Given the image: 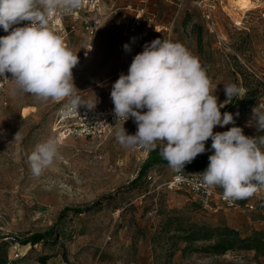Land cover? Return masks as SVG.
Segmentation results:
<instances>
[{
    "label": "rangeland",
    "instance_id": "obj_1",
    "mask_svg": "<svg viewBox=\"0 0 264 264\" xmlns=\"http://www.w3.org/2000/svg\"><path fill=\"white\" fill-rule=\"evenodd\" d=\"M252 1L261 7L238 17L233 0H99L96 10L68 17L66 31L59 34L79 58L73 68L77 94L85 103L94 104L96 97L95 107H107L112 85L127 74L145 43L157 38L180 42L206 69L218 103L226 104L221 113H232L245 135H264L249 126L252 110L264 111V0ZM141 8L145 14L139 16ZM88 18L99 22L94 35L85 28ZM125 44L131 51L124 50ZM233 83L242 95L226 101L224 86ZM14 87L12 82L6 90L8 104L0 101V238L18 237L24 256L16 264H264L259 197L235 200L232 207L215 197L214 205L204 208L193 192L169 187L177 172L167 161L151 164L139 179L149 156L162 157L159 147L121 146L115 138L120 126L102 137H59L53 122L66 101L12 94ZM123 127L128 134L137 131L131 118ZM17 133L20 139L14 140ZM49 139L56 141L57 154L35 176L28 157ZM211 143L183 173L207 168ZM216 191L223 194L222 187ZM195 226L229 228L241 239L259 236L263 245L216 255L206 249L211 242L186 240Z\"/></svg>",
    "mask_w": 264,
    "mask_h": 264
},
{
    "label": "clouds",
    "instance_id": "obj_2",
    "mask_svg": "<svg viewBox=\"0 0 264 264\" xmlns=\"http://www.w3.org/2000/svg\"><path fill=\"white\" fill-rule=\"evenodd\" d=\"M82 4L83 0H0V27L8 32L0 37V78L11 74L12 94L21 92L44 102L66 101L65 115L77 113L80 106L95 107L96 97L94 104L85 103L77 94L81 91L73 77L77 53L49 24L57 11L71 14ZM23 21L29 23L12 27ZM123 47L131 51L129 44ZM224 92L226 101L242 95L234 83L225 85ZM110 96L116 124L123 121L115 132L121 146L159 147L162 158L179 173L205 153L211 139L214 151L198 187H222L223 198L229 202L249 198L264 187V135H245L235 126L232 113H221L226 104L218 103L206 69L180 42L157 38L145 43L127 74L121 73L112 85ZM130 118L137 126L135 134L123 127ZM251 120L254 123L249 126L264 132V111L255 107ZM230 123L233 126L227 131H213ZM19 139L17 133L14 140ZM57 150L53 139L36 146L28 157L35 176L53 163Z\"/></svg>",
    "mask_w": 264,
    "mask_h": 264
},
{
    "label": "built area",
    "instance_id": "obj_3",
    "mask_svg": "<svg viewBox=\"0 0 264 264\" xmlns=\"http://www.w3.org/2000/svg\"><path fill=\"white\" fill-rule=\"evenodd\" d=\"M144 4H147L149 0H142ZM99 6V0H83L82 6L75 10L71 14H62L60 11H57L54 16L50 19L49 24L52 30L57 34H60L66 31V19L68 17H74L75 19L80 18L82 11L87 8L91 11L96 10ZM139 16L145 14V8L139 10ZM142 18V17H141ZM142 19L138 21L140 25ZM29 23L28 21L20 22L19 24L13 25L12 27H22ZM152 23V18L147 19V25L150 27ZM99 22L95 19H86L85 28L90 32L91 35H94L98 29ZM74 28V26H72ZM11 30V29H10ZM8 35V32H2L0 37ZM7 78H0V101L7 105L8 101L5 99V93L8 86L12 83L10 81L12 76L10 73H6ZM65 103L58 106L55 112V118L53 122V132L62 138H93V137H102L113 129L121 126L123 121H120L116 124V118L114 115V104L112 102L111 96L108 99V105L105 108L94 107L89 109L87 106H80L77 109V113L73 112L71 115H65L62 112V108ZM127 122V121H126ZM202 171H197L193 173H183L177 172L171 182L169 187L176 189H188L197 196H199L201 204L204 208H211L214 203L213 200L215 197H218L221 203L225 204L228 207L234 205V201H226L223 198V194H218L216 187H204L199 186L202 182ZM152 177H150L151 179ZM259 197L261 201L264 202V187H259L258 191L254 194ZM3 243L8 245L7 257L4 256ZM21 252V245L18 240V237L14 235H7L0 238V264H16L18 260L23 258Z\"/></svg>",
    "mask_w": 264,
    "mask_h": 264
},
{
    "label": "trees",
    "instance_id": "obj_4",
    "mask_svg": "<svg viewBox=\"0 0 264 264\" xmlns=\"http://www.w3.org/2000/svg\"><path fill=\"white\" fill-rule=\"evenodd\" d=\"M165 161L166 160H164L162 157H159L158 154H152L149 156L147 162L143 165L138 178L140 179L144 176V173L149 169L151 164L166 163ZM194 161L197 160L194 159L191 163H189V165L193 164ZM196 167L200 166L197 164ZM62 216L63 212L59 219H61ZM37 237H42V235H38ZM185 237L188 242L199 240L211 242V244L207 246L206 249L216 255H223L230 250H235L236 248L240 247L257 249L258 245H263L262 237L255 236L253 238L241 239L237 232L229 228L211 229L205 226H195Z\"/></svg>",
    "mask_w": 264,
    "mask_h": 264
},
{
    "label": "bare ground",
    "instance_id": "obj_5",
    "mask_svg": "<svg viewBox=\"0 0 264 264\" xmlns=\"http://www.w3.org/2000/svg\"><path fill=\"white\" fill-rule=\"evenodd\" d=\"M235 6L238 8V17H243L247 14L251 9L261 7L260 1H252V0H233ZM234 9V8H233ZM236 12V13H237ZM235 13V14H236ZM237 15V14H236ZM61 140V139H60Z\"/></svg>",
    "mask_w": 264,
    "mask_h": 264
},
{
    "label": "crops",
    "instance_id": "obj_6",
    "mask_svg": "<svg viewBox=\"0 0 264 264\" xmlns=\"http://www.w3.org/2000/svg\"><path fill=\"white\" fill-rule=\"evenodd\" d=\"M6 245H4L3 247H5Z\"/></svg>",
    "mask_w": 264,
    "mask_h": 264
}]
</instances>
